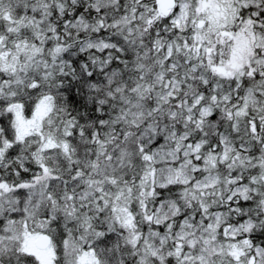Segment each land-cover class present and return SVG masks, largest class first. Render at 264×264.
I'll use <instances>...</instances> for the list:
<instances>
[{"label": "snow or ice", "instance_id": "obj_1", "mask_svg": "<svg viewBox=\"0 0 264 264\" xmlns=\"http://www.w3.org/2000/svg\"><path fill=\"white\" fill-rule=\"evenodd\" d=\"M0 264H264V0H0Z\"/></svg>", "mask_w": 264, "mask_h": 264}]
</instances>
